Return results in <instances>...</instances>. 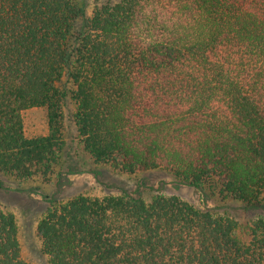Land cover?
<instances>
[{"label":"trees","instance_id":"trees-1","mask_svg":"<svg viewBox=\"0 0 264 264\" xmlns=\"http://www.w3.org/2000/svg\"><path fill=\"white\" fill-rule=\"evenodd\" d=\"M68 97L95 163L264 205V0H0V173L50 181ZM34 107L48 133L29 137ZM36 231L50 264H264V215L164 193L51 199ZM18 233L0 205V264H32Z\"/></svg>","mask_w":264,"mask_h":264},{"label":"rangeland","instance_id":"rangeland-1","mask_svg":"<svg viewBox=\"0 0 264 264\" xmlns=\"http://www.w3.org/2000/svg\"><path fill=\"white\" fill-rule=\"evenodd\" d=\"M116 0H80L87 15L96 5ZM71 87L70 83L68 84ZM74 104L70 97L64 105L65 147L60 164L49 182L40 180L19 181L13 176L0 173V205L15 214L19 228L22 257L32 264H50L43 253L36 231L40 216L51 199H67L85 193L131 194L149 200L156 193L177 195L201 209L226 213L245 225L252 219L264 215V205L247 207L234 199L210 196L195 187L180 181L163 169L137 171L130 174L113 168L109 164L95 163L83 149L76 130ZM25 134L29 137L48 133L47 111L34 107L23 111Z\"/></svg>","mask_w":264,"mask_h":264}]
</instances>
